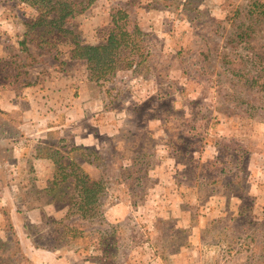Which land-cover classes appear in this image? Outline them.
Here are the masks:
<instances>
[{
	"label": "rangeland",
	"instance_id": "1",
	"mask_svg": "<svg viewBox=\"0 0 264 264\" xmlns=\"http://www.w3.org/2000/svg\"><path fill=\"white\" fill-rule=\"evenodd\" d=\"M246 2L97 0L46 52L39 13L0 0V264H264V40L227 19ZM119 9L148 55L97 82L71 39L105 42ZM58 160L102 185L93 217L65 218Z\"/></svg>",
	"mask_w": 264,
	"mask_h": 264
},
{
	"label": "trees",
	"instance_id": "2",
	"mask_svg": "<svg viewBox=\"0 0 264 264\" xmlns=\"http://www.w3.org/2000/svg\"><path fill=\"white\" fill-rule=\"evenodd\" d=\"M96 1L24 0L27 5L39 13L34 21L27 24L26 36L29 35L30 30H35V33L39 32L40 42L38 46H45L47 47L46 52H52L57 41L67 37L69 33L72 34L66 23ZM241 17L243 20L236 25L232 40L247 46H250L252 40L258 38L264 40V0H247L241 8L232 11L227 19L237 20ZM128 18L127 12L119 9L116 16L112 17L114 27L106 41L97 45L82 46L74 38L71 39L69 57L73 61L85 62L90 79L97 82L107 80L118 70L130 69L141 64L148 55L143 48V32L136 25H132ZM47 36L53 37L51 39ZM24 43L25 41L22 45ZM260 47L262 51L254 53L253 59L257 60L260 73H263L264 44ZM258 81L259 79L256 82L254 80L253 85H258ZM26 85H30V83ZM261 87L264 90V82ZM55 164L57 166L56 174L50 190L57 192L61 182L69 183V187L72 188L65 218L72 216H78L82 219L93 217L99 211V196L102 185L99 182H92L88 174L75 161L65 164L58 160Z\"/></svg>",
	"mask_w": 264,
	"mask_h": 264
}]
</instances>
